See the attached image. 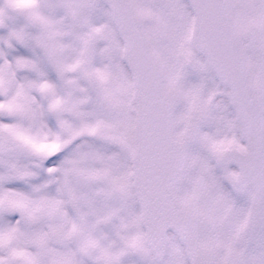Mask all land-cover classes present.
<instances>
[{
    "label": "snow or ice",
    "instance_id": "1",
    "mask_svg": "<svg viewBox=\"0 0 264 264\" xmlns=\"http://www.w3.org/2000/svg\"><path fill=\"white\" fill-rule=\"evenodd\" d=\"M0 264H264V0H0Z\"/></svg>",
    "mask_w": 264,
    "mask_h": 264
}]
</instances>
